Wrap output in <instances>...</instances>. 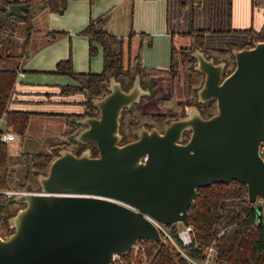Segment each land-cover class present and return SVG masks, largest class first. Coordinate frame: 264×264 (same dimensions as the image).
<instances>
[{"label":"water","instance_id":"water-1","mask_svg":"<svg viewBox=\"0 0 264 264\" xmlns=\"http://www.w3.org/2000/svg\"><path fill=\"white\" fill-rule=\"evenodd\" d=\"M27 6L13 2L10 10L20 16ZM193 53L204 72L199 99L215 98L216 111L204 116L188 105L162 130L143 125L123 142L122 111L148 89L139 75L128 89L112 76L109 90L93 98L99 113L82 116L85 126L74 136L95 143L97 153L90 146L79 153L62 147L39 173L40 190L14 193L23 205L10 217L13 231L0 233V264H108L139 239L166 241L154 219L190 225L188 208L198 187L214 181L246 182L261 216L264 39L233 48L236 65L227 74L224 60L200 48Z\"/></svg>","mask_w":264,"mask_h":264},{"label":"trees","instance_id":"trees-1","mask_svg":"<svg viewBox=\"0 0 264 264\" xmlns=\"http://www.w3.org/2000/svg\"><path fill=\"white\" fill-rule=\"evenodd\" d=\"M48 10H63L68 0H42ZM264 5V0H257ZM12 0H0V118L4 114L6 124L16 133L26 132L33 110L9 107L13 98L20 61L30 55L29 38L32 30L34 0L28 2L24 15H16L10 10ZM32 6V7H31ZM104 16L91 17L80 32L89 37V53L94 54L99 45L103 50V68L100 71H78L73 67L71 53L61 58L54 71L70 74L74 82L61 84L62 93L80 91L84 94L85 108L82 112H54L62 114L68 125L65 134L68 138L54 142L50 149H21L16 158L9 151V141L2 138L4 127L0 125V188L22 190H40L39 173L48 170L51 160L60 148L70 147L81 152L90 146L92 153H97L95 143H82L75 139V134L85 126L79 119L85 114L97 115L98 106L93 98L109 90L111 77L120 80L122 87L128 89L139 75L142 86L148 92L124 107L120 118L122 141L135 138L140 128L156 125L161 130L172 119L186 114L188 105H197L204 116L216 111L217 101L212 98L201 101L198 89L202 85L204 72L197 68V57L193 53L200 48L206 56L216 61L224 60V74L236 65L233 48L243 46L228 41L223 46L205 43L208 28L198 27L189 31L192 42L189 45H172L171 60L168 67L149 66L143 61L142 48L130 60H124V37L108 30L104 26ZM24 23L26 34L16 49L15 36L18 27ZM249 40L244 45H251L255 39H264V25L261 29L245 28ZM52 36L60 30L49 31ZM145 35V32H141ZM149 43L152 38L149 37ZM168 74L171 89L167 94L158 95V76ZM186 89L185 97L177 89ZM155 98L156 109L145 107V103ZM190 129L184 131L183 140H187ZM23 203L14 198V193L0 190V233L13 231L10 217ZM192 240L185 243L179 236L177 223L168 224L177 243L167 237L166 241L142 238L150 257L149 264H196L194 259H203L210 243L215 247V264H263L264 263V212L258 215L255 203L248 197L247 183L239 179L214 181L199 186L194 201L188 208ZM164 236L165 233L162 232Z\"/></svg>","mask_w":264,"mask_h":264},{"label":"crops","instance_id":"crops-1","mask_svg":"<svg viewBox=\"0 0 264 264\" xmlns=\"http://www.w3.org/2000/svg\"><path fill=\"white\" fill-rule=\"evenodd\" d=\"M99 15L104 16L108 30L124 37L125 61L141 46L144 63L161 67L170 64L173 44H191L189 31L193 28H208L205 43L223 46L228 41L246 44L250 36L245 28L259 30L264 25V5L257 0H68L63 10L37 12L40 29L30 33V55L20 61L9 107L33 110L30 119H58L63 115L54 112L84 110L82 92L61 91V84L74 82V78L54 69L70 53L75 70L103 68L101 45L90 55L89 37L80 32L91 17ZM52 29L62 32L52 36ZM0 125L5 127V121ZM65 125L68 128L66 120ZM11 140L9 151L20 152V144Z\"/></svg>","mask_w":264,"mask_h":264},{"label":"rangeland","instance_id":"rangeland-1","mask_svg":"<svg viewBox=\"0 0 264 264\" xmlns=\"http://www.w3.org/2000/svg\"><path fill=\"white\" fill-rule=\"evenodd\" d=\"M32 7V6H31ZM43 5L42 0H34V7L33 11L35 12L32 17V30L33 32L38 31L40 29V23L38 22V19L35 18L38 11H41L42 9H46ZM25 24L21 23L18 27V33L15 36L14 43L16 45V49H20V46L24 40V35L26 34V31L24 29ZM159 79V85L157 87L158 89V95L167 94L171 89V80L170 76L168 74H163L158 76ZM178 94L182 97H185L186 95V89H177ZM77 92V91H76ZM80 92V91H79ZM155 98L152 100H149L145 103V107L149 109H156L158 105L155 102ZM65 117L60 115V118L54 119L52 117L48 116H42V117H34L30 119L29 125L26 129V132L24 134L16 133L15 142H18L20 144L21 149H29V150H46L50 149L52 147V144L54 142L63 141L68 138V135L65 134V131L67 129V126L65 125ZM64 130V131H62ZM62 131V132H61ZM10 142H13L10 140ZM9 142V146H10ZM17 144V145H18ZM14 149H18V146H16ZM19 151L17 152H11L10 154L12 158H16ZM177 223L179 230H182L185 228V224L182 221L174 222ZM167 228H170L167 224H165Z\"/></svg>","mask_w":264,"mask_h":264},{"label":"built area","instance_id":"built-area-1","mask_svg":"<svg viewBox=\"0 0 264 264\" xmlns=\"http://www.w3.org/2000/svg\"><path fill=\"white\" fill-rule=\"evenodd\" d=\"M12 1L22 2L24 0H12ZM1 121H5L6 124V119L4 114L0 118V122ZM15 137H16V132L11 128V126L6 124L2 132V138L6 141H10ZM259 152L261 153V155L264 156V138L260 141ZM0 190L11 194L20 191L22 189L0 188ZM258 201L263 202L264 198L259 197ZM154 220L159 225L161 231L165 233L166 237H169L172 241L177 243L169 228H167L165 224L159 222L158 220L156 219ZM179 236L183 242L185 243L190 242L192 240L191 225H186L184 229L179 230ZM214 254H215V247L213 243H210L207 248V254L203 259L198 260L192 258V260L196 264H215ZM149 259L150 257L146 249V244L144 243L143 240L139 239L133 244V246L127 253L115 252L112 261H110L108 264H149Z\"/></svg>","mask_w":264,"mask_h":264}]
</instances>
